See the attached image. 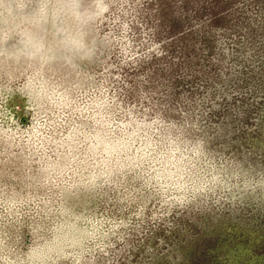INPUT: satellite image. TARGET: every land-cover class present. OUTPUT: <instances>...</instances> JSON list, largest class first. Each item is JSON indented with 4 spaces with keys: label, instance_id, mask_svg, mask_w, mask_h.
<instances>
[{
    "label": "rangeland",
    "instance_id": "1",
    "mask_svg": "<svg viewBox=\"0 0 264 264\" xmlns=\"http://www.w3.org/2000/svg\"><path fill=\"white\" fill-rule=\"evenodd\" d=\"M221 1L0 0V264H264V9Z\"/></svg>",
    "mask_w": 264,
    "mask_h": 264
},
{
    "label": "trees",
    "instance_id": "2",
    "mask_svg": "<svg viewBox=\"0 0 264 264\" xmlns=\"http://www.w3.org/2000/svg\"><path fill=\"white\" fill-rule=\"evenodd\" d=\"M221 3L223 5H219L217 8L219 10H216L221 15L218 16L214 13V11L209 12V14L212 16V18H210V22H216L218 20L217 22L219 25L225 30V32H227V35L229 36L226 38H229L230 40L244 38L247 40V43L254 44L259 42V38L262 39V31L259 33L260 26L254 25L249 13L257 15L261 9H264L263 0H243L240 2V5L232 10V12L228 11L231 9L227 8L229 7L228 2L222 0ZM199 39H201V44H205L206 40L204 39V36L201 35ZM208 54L207 56H209Z\"/></svg>",
    "mask_w": 264,
    "mask_h": 264
}]
</instances>
